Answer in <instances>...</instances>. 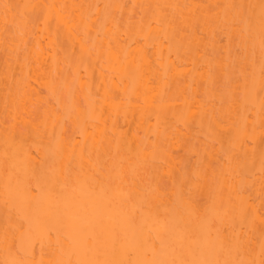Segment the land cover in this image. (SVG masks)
Segmentation results:
<instances>
[{
    "label": "bare ground",
    "instance_id": "bare-ground-1",
    "mask_svg": "<svg viewBox=\"0 0 264 264\" xmlns=\"http://www.w3.org/2000/svg\"><path fill=\"white\" fill-rule=\"evenodd\" d=\"M262 16L264 0H0V264H264Z\"/></svg>",
    "mask_w": 264,
    "mask_h": 264
},
{
    "label": "rangeland",
    "instance_id": "rangeland-1",
    "mask_svg": "<svg viewBox=\"0 0 264 264\" xmlns=\"http://www.w3.org/2000/svg\"><path fill=\"white\" fill-rule=\"evenodd\" d=\"M147 8H151V7H148V6H147ZM148 10H150V9H147V10H145V11H147V13H148V12H150V11H148ZM151 10H152V8H151ZM145 11H144V12H145ZM141 14H142V13H141ZM141 14H139V15H141ZM145 14H146V12H145L144 14H142V15H145ZM150 14H151V12H150ZM40 15H41V14L37 11V12H35V13L32 15L31 19H33L34 21H35V20L37 21ZM147 16H148V14H147ZM34 21L32 22V24L35 23ZM123 21H124V20L122 19V22H123ZM216 25H217V24H215V26H216ZM215 26H214V28H216ZM217 26H218V25H217ZM218 27H219V26H218ZM219 28H220V27H219ZM219 28H218V29H219ZM218 29L216 28V30H218ZM220 30H221V29H220ZM222 31H223V30H221V32H222ZM216 32H217V31H216ZM218 32H219V31H218ZM218 32H217V34H219ZM223 34H224V33H223ZM224 35H225V34H224ZM219 36L221 37L222 34L219 35ZM217 37H218V36H217ZM218 38H219V37H218ZM222 38H223V39H222ZM222 38H221V41L223 42L222 44H224V43L226 42V41H224L225 37H222ZM59 39H60V40H59ZM59 39H58V41H59V45L61 44L62 47H64V46H65V44L63 45V43H64V39H61V38H59ZM219 39H220V38H219ZM61 40H63L62 43L60 42ZM221 41L219 42L220 45H221ZM218 45H219V44H218ZM224 45H226V44H224ZM217 47H218V46H217ZM217 47H216V48H217ZM216 48H214V50H215ZM236 48H237V47H236ZM64 49H65V47H64ZM212 50H213V49H212ZM217 50H219V47H218ZM217 50H216V51H217ZM210 51H211V50H210ZM219 51L222 52L221 49H220ZM219 51H218V52H219ZM211 52H212V51H211ZM211 52H210V55H211ZM214 52H215V51H214ZM214 52H212V54H213ZM220 52H219V53H220ZM1 53H2V51H1ZM1 53H0V56H1L0 59L4 61V59H2V55H3V54L1 55ZM216 53H217V52H215V54H216ZM219 53H218V54H219ZM67 54H68V53H67ZM215 54H214V56H216ZM218 54H217V55H218ZM220 54H221V53H220ZM220 54H219V55H220ZM63 56H65V53L63 54ZM70 56H71V55H70ZM211 56H212V55H211ZM67 57H69V56H67ZM67 57H64V58H67ZM73 57H74V56H73ZM73 57H72V60H74ZM76 58H77V57H76ZM1 60H0V63H1ZM66 60H67V64H66L67 67H66V66H64V67H65V69L67 68V69H66L67 72H70V71L72 70V68H71L72 65H71V67H70L68 64L71 63V59H70V58H67ZM69 60H70V61H69ZM3 61H2V62H3ZM68 61H69V63H68ZM74 62H76V61H74ZM3 63H4V64H3ZM3 63H2L3 66L1 65L2 67L5 66V62H3ZM72 63H73V61H72ZM234 63H235V61H233V65H232V67H233V68H234V67L237 68L238 63L236 62V63H237L236 66L234 65ZM73 64H74V63H73ZM240 66H241V64H240ZM2 67H1V68H2ZM68 67H69V68H68ZM238 67H239V66H238ZM241 67H242V66H241ZM1 68H0V69H1ZM70 68H71V70H70ZM233 68H232V71L234 70V71H233V72H234V76H236V74L238 73V72H236V71H238V68H237L236 71H235V68H234V69H233ZM2 69L4 70L5 68H2ZM2 69H1V70H2ZM65 69H63V70L65 71ZM1 70H0V71H1ZM63 70H61V71H63ZM239 70H241V69H239ZM233 72H231V73L229 74V76H230V75L232 76ZM70 73H71V72H70ZM239 73H240V72H239ZM54 74H55V73H54ZM65 74H66V73H65ZM67 75H69V73H67ZM238 75H239V74H237V77H239ZM21 76H22V75H21ZM59 76H60V74L58 75V77H57V75H56V77L58 78V79L56 78V80H59V78H60V80H62L61 82L63 83V80L65 81L66 79H63L62 76H61V77H59ZM65 76H66V75H64V78H66ZM234 76H232V78H233ZM21 78H22V77H21ZM230 78H231V77H227V80H229ZM221 79L223 80V78H221ZM219 80H220V79H218L216 83H219ZM224 80H225V81H222V82L220 81L221 83H219V85L217 84V87H220V86H223V85H224V87L221 88V89H224L225 86H227V84H228V83L226 82L227 80H226L225 78H224ZM231 80H232V79H231ZM233 80H234V79H233ZM56 82H58V81H56ZM228 82H230V80H229ZM232 82H233V81H232ZM216 83H215V86H216ZM228 85H229V84H228ZM60 87H61V89H62L63 86H60ZM217 87H214V89L217 88ZM58 88H59V86H58ZM65 88L67 89V91H66V89L63 90V89H64V88H63L62 91H61V89H60V92L58 93L59 95L61 94L60 96L63 95V97H64L63 99H65V97H66L65 101L63 100L64 102H66V100H69V96H66V95L69 94V93H68V88H67V87H65ZM58 90H59V89H58ZM217 90H218V88H217ZM45 92H46V90H45ZM66 92H67V93H66ZM46 94L48 95L47 98L49 99V97H50V99H51V96H49V95H52V93L50 94V92L48 91V92H46ZM44 95H45V94H44ZM47 95H45V96H47ZM52 97H55V96L52 95ZM56 97H58V95H57ZM67 97H68V98H67ZM52 100H53V98H52ZM41 104H42V103H39V105H41ZM36 105H37V104H36ZM36 105H35V106H36ZM39 105H38V108L41 107V106H39ZM42 105H43V104H42ZM65 110H66V109H65ZM38 111H39L38 109H37V111L35 110V114H34L35 117H36V115L38 114ZM40 111H41V110H40ZM63 112H65V111H63ZM40 113H41V112H40ZM34 115H33V116H34ZM38 115H39V114H38ZM39 118H41V117H39ZM37 119H38V118H37ZM37 119H36V120H37ZM38 120H39V119H38ZM71 122H72V121H70V123H69V121L67 122V123H68V124H67L68 129H69L70 127H71V128L73 127V126H72V125H73V122H72V123H71ZM22 126H23V125H21V127H22ZM21 127H20V128H21ZM25 127H27V126H25ZM20 128H19V129H20ZM27 128H28V127H27ZM71 128H70V129H71ZM23 129H24V128H22V130H21L22 132H24V131L26 130V129H25V130H23ZM28 129H29V128H28ZM73 129H74V127H73ZM73 129H71V130H69V131L71 132ZM26 131H27V130H26ZM28 131H29V130H28ZM28 131H27V132H28ZM193 139H195V138H193ZM193 139H192V140H193ZM201 139H202V138H201ZM185 140H186V139L183 140V143L185 142ZM190 140H191V139H190ZM187 141H188V140H187ZM195 141L199 142V141L197 140V138H196ZM191 142H193V141H191ZM191 142H190V143H191ZM190 143H189V141H188V144H190ZM188 144H187V145H188ZM192 144H193V143H192ZM192 144H191V145H192ZM196 144H197V151L199 152V151H200V146H199V145H200V142H199V143H196ZM196 144H193L192 146H191V145H190V146L188 145V146H189V147H188V148H189L188 151H186V150H187V148H186L187 145H186V147H185V146H182V147H181L183 152L180 151V150H181V148H180V150H179L180 153H178V154H181V155H182V157H180V159H181L180 161H181L182 163H183V161H184V163L181 164V166H179V168L181 167L182 170L180 171V169H179V171L176 172L177 175L175 174L176 176H178V177L176 178V181H178V182H179V181L183 182L184 179H186L187 177L189 178V175H191V174H190L191 172L189 173V171H192V170H193V169L191 170L190 167L192 168L193 166H196V164L193 165V166H192V164H190V163H192V162L194 163L195 161L197 162V158H194L195 155H193V153H194L195 151L192 152V150L196 149V147L194 146V145H196ZM183 145H184V144H183ZM219 145H220V144H219ZM217 146H218V145H217ZM183 147H185L184 149H186V150H184ZM190 147H191V148H190ZM192 147H193L194 149H193ZM219 147H221V146H219ZM223 147H224V146H223ZM221 148H222V147H221ZM224 150H225V149H224ZM185 151L188 152V153H186ZM222 152H224V151L221 150V153H222ZM189 153L192 154V157L194 158L193 161H192L193 158L190 157L191 154L189 155ZM194 154H195V153H194ZM181 155H180V156H181ZM188 155H189V157L191 158L190 160H189V159H187V160L185 159V158L188 157ZM186 156H187V157H186ZM196 156H197V154H196ZM196 156H195V157H196ZM199 156H200V154H198L197 157H199ZM184 157H185V158H184ZM189 157H188V158H189ZM182 158H183L184 160H183ZM195 159H196V160H195ZM198 159H199V158H198ZM185 160H186V161H191V162L189 163V162H186ZM200 160H201V159H200ZM200 160H198V161L200 162ZM188 163H189V165H191L190 167H189V165H187ZM184 164H185V165H184ZM216 164H217V163H216ZM216 164H215V165H216ZM186 165H187V166H186ZM188 167H189V168H188ZM188 169H189V170H188ZM185 171H186V172H185ZM179 172H182V173H180V174H182V175H180ZM187 172H188V175H187ZM149 174H150V173H149ZM149 174H147L146 177H148ZM151 174H153V173H151ZM151 174H150V179H152V178H151V177H152ZM165 177H166V176H165ZM185 177H186V178H185ZM161 178H162V177H161ZM161 178H160L159 182L161 181L164 185H166V188H165V186H164L163 184H160V183H159V186H160V185H161V187L163 186L162 190L164 189V190L167 191V189L169 190L171 187H174V186H172V184H173V182H174L175 180H173L172 183H171L170 181H171L172 179H171V180L169 179V180H170L169 182L171 183V184H170L171 186H170V185L168 184V178H167V177L164 178V176H163V179H162V180H161ZM174 178H175V177H174ZM178 178H179V180H177ZM181 178H182V179H181ZM188 178H187V179H188ZM147 179H148V178H147ZM150 179H149V180H146L147 183H150V182L153 181V179H152L151 181H150ZM166 179H167V181H166ZM189 179H192V177L189 178ZM189 179L186 180V181L184 180V181H185V182H184V183H185V186L187 185V181L190 183V180H189ZM164 180H165L166 182H165ZM148 181H150V182H148ZM212 181L214 182V185H212V187H213V186L215 187V181H214V180H212ZM178 182H176L177 185H180V184L182 185V184H184V183H181V182H179V184H178ZM173 185H174V184H173ZM208 185L211 186V181H210V183H209ZM188 186H189V184H188ZM167 187H169V188H167ZM175 187H176V185H175ZM175 187H174V189H175ZM208 187H209V186H207V190H208L209 193L207 192V194H210V189H211V188L209 187V188H210V189H209ZM214 187H213V190H214V191H213V193L211 192L212 194H210V195H213V194H214V192H215V188H214ZM185 188H186V187H185ZM188 188H189V187H188ZM172 189H173V188H172ZM164 190H163V191H164ZM170 191H171V190H170ZM170 191H169V193H170ZM186 191H188V189H187ZM203 195H204V194H203ZM210 195H209V196H210ZM207 196H208V195H206V197L204 198V196L201 195V197L204 198V199L202 198V199L204 200V201L202 200L203 202H206V199L208 200ZM199 198H200V197H199ZM200 201H201V200H200ZM202 201H201V203H202Z\"/></svg>",
    "mask_w": 264,
    "mask_h": 264
},
{
    "label": "snow or ice",
    "instance_id": "snow-or-ice-1",
    "mask_svg": "<svg viewBox=\"0 0 264 264\" xmlns=\"http://www.w3.org/2000/svg\"><path fill=\"white\" fill-rule=\"evenodd\" d=\"M4 7V17H5V20L7 21L8 19V16H9V11L10 9H12V5H8V4H5L3 5ZM261 27H262V32H264V16H262L261 18ZM76 264H101V262L99 261H93V260H89L86 258V253H85V258H82L80 260H78L76 262ZM103 264H109V262H103ZM119 264H128V262H119ZM137 264H139V262H137ZM151 264H175V262H168V261H153L151 262ZM182 264H184V262H182ZM187 264H209V262L207 261H190V262H187ZM213 264H220V262H213ZM225 264H227V262H225Z\"/></svg>",
    "mask_w": 264,
    "mask_h": 264
}]
</instances>
